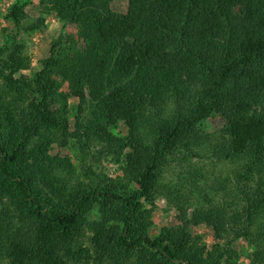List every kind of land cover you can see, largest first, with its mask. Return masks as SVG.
<instances>
[{"label": "trees", "instance_id": "trees-1", "mask_svg": "<svg viewBox=\"0 0 264 264\" xmlns=\"http://www.w3.org/2000/svg\"><path fill=\"white\" fill-rule=\"evenodd\" d=\"M40 3L79 40L55 41L33 78L21 38L0 46V264H236L240 240L264 264V0H139L137 18L113 0ZM7 20L34 27L18 5ZM72 141L83 176L54 153ZM160 198L178 222L153 237ZM201 225L226 245L200 243Z\"/></svg>", "mask_w": 264, "mask_h": 264}, {"label": "rangeland", "instance_id": "rangeland-1", "mask_svg": "<svg viewBox=\"0 0 264 264\" xmlns=\"http://www.w3.org/2000/svg\"><path fill=\"white\" fill-rule=\"evenodd\" d=\"M41 0H0V46H4L9 43L13 38H21L27 45L26 62L29 67L21 69L20 74L33 78L34 75L43 68V63L48 59L50 55V49L52 45L59 38L67 35H75L77 40V30L74 26H68L64 28V25L57 18L55 14L48 13L46 9L41 6ZM139 0H113L112 8L115 12L137 18L139 14ZM18 5L22 7L29 16V20L26 22V27L29 31L17 28L12 22L7 20V15L10 13L12 7ZM62 91L65 93L72 92L71 83L66 82L63 85ZM69 117L72 122L75 121V117L78 111V101L76 98L71 97L69 101ZM223 120L219 117H214L209 121L207 129L211 132L219 131L223 127ZM121 131L126 134L124 127L120 128ZM62 153L72 158L74 164L79 168V173L83 174L82 155L80 153L79 146L72 141L70 147L64 149L60 146H55L54 153ZM92 155L100 157L97 152H93ZM85 165H94L97 171L106 173L111 178L123 177L124 170L123 165L116 163L112 158L101 159V163H96L93 157H89ZM220 166L214 169V172L218 178L224 172H221ZM83 176V175H82ZM11 200V195L4 194L0 197L2 204L8 205ZM177 209L173 208L167 199L160 198L154 210H152V216L145 222V225L149 233L153 237H158L160 232L165 227H172L177 225ZM192 235L199 239L200 243H205L209 248L216 246H225L226 243L219 241L207 225H201L194 227ZM253 247L249 245L245 240H240L234 244L232 253L234 255L236 264H252L251 254Z\"/></svg>", "mask_w": 264, "mask_h": 264}]
</instances>
